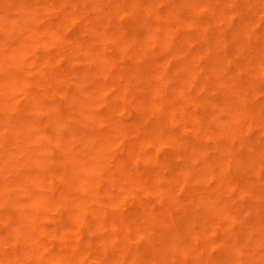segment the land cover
<instances>
[{"label": "bare ground", "instance_id": "6f19581e", "mask_svg": "<svg viewBox=\"0 0 264 264\" xmlns=\"http://www.w3.org/2000/svg\"><path fill=\"white\" fill-rule=\"evenodd\" d=\"M74 1L0 0V86L29 64L43 87L10 100L34 147L0 129L3 166L29 165L0 168V264H221L264 228V0Z\"/></svg>", "mask_w": 264, "mask_h": 264}, {"label": "rangeland", "instance_id": "374dc122", "mask_svg": "<svg viewBox=\"0 0 264 264\" xmlns=\"http://www.w3.org/2000/svg\"><path fill=\"white\" fill-rule=\"evenodd\" d=\"M74 2L76 3L77 1L75 0ZM258 6H259L258 7L259 16L258 17L260 18V21H261L260 26L264 27V2L258 4ZM66 7L68 8V10L72 12H75V11L82 12L83 11L81 7L75 6L73 4H67ZM10 10L9 12L15 17L17 11L13 9H12L13 11H10ZM9 12L7 13L8 16L14 18L13 16H10L11 14H9ZM4 13H6V11H4L3 14ZM229 18H230V21L233 23V25H236L239 22L238 15L233 11L229 12ZM77 25L78 23L74 24V27ZM7 37H8V34L4 30L0 29V38H7ZM7 39L13 40L14 37L9 36ZM29 57L31 58L35 57V54L29 53ZM73 65L81 66L82 62L75 61ZM25 72H26L25 73L26 79L20 81L18 83V87L15 90L5 89L2 86H0V98H1L0 99V112L1 111L3 112V113H0V129L10 132L11 130L15 128L16 129L15 135L17 133L20 134V137L18 138L21 140L20 145L26 148L28 147L32 148L34 147V145L31 142H30L31 144H28V141L26 142L24 140L23 134H21L26 125L24 124L25 120H23L22 118L23 117L22 113H24L23 109L21 107L18 108L10 104L11 99H12L11 101L24 99L26 97L27 91L30 89L32 90V92H35V93L36 92L41 93L43 90L42 85L38 81V78H40V75H41L39 70L31 69V65L28 64L25 67ZM2 76L3 74L0 73V81H1ZM30 77L36 80L31 81ZM263 94H264L263 92L259 93L258 96L259 97L262 96L263 98ZM253 130L256 131V134H259L260 137L262 138L263 144L260 147L264 151V124L261 130L257 128H254ZM61 131H62V128H58L56 125L54 126L52 125L49 130L50 134H52V137H53L51 141L52 148L56 149L58 153L62 154ZM58 134L60 136H57ZM56 136L58 137V139ZM10 137L12 136H9V138ZM5 149L6 147L3 145V142L0 141V164L2 163L1 164L2 166H0V168L2 167L5 168L6 176L9 173L16 172L19 169V167H23L26 170L27 168H29V165L26 164L27 162H20V164H18L17 166L12 165V164L8 166H3L6 161L5 156H4V154L6 153ZM14 153H15V150L11 151V154H14ZM59 162L60 163L53 164L54 169L60 170L64 168L65 164L70 163L71 160L69 158H61ZM196 169L200 170L201 166L198 165ZM260 174L264 177L263 170L260 171ZM200 186L202 187V183H200ZM236 199L238 201H241L242 204L250 203L253 200L252 197L249 195H245V196L237 195ZM0 213H4V214L16 213V207L13 205L11 200L8 197L7 198L1 197V194H0ZM230 237H231V234L226 232L224 229H221L219 231H210L199 239L198 245L201 247L202 250L206 252V254L216 255V253L218 254L219 251H221L223 248L226 247V244L225 245H222V244L226 238H230ZM229 242H230L229 246H232V248L229 251V253H227L223 257V259L221 260V264H264V228L258 230L257 232L252 231L250 235L244 236L242 238V244L237 249H236V244L234 240L230 239ZM207 261L209 260L207 259ZM209 262L210 263L208 264H214V262L212 261H209Z\"/></svg>", "mask_w": 264, "mask_h": 264}]
</instances>
